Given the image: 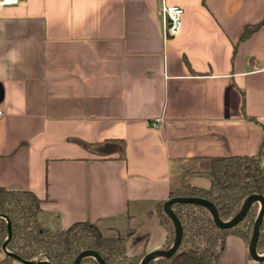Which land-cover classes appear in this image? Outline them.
I'll return each mask as SVG.
<instances>
[{"label":"crops","instance_id":"0c3cea01","mask_svg":"<svg viewBox=\"0 0 264 264\" xmlns=\"http://www.w3.org/2000/svg\"><path fill=\"white\" fill-rule=\"evenodd\" d=\"M169 3L184 9L176 36L162 0L0 7V186L34 193L44 227L164 249L157 205L185 177L209 186L212 158L259 152L264 26L241 36L264 0ZM248 254L229 237L220 264H256Z\"/></svg>","mask_w":264,"mask_h":264},{"label":"trees","instance_id":"16d2710c","mask_svg":"<svg viewBox=\"0 0 264 264\" xmlns=\"http://www.w3.org/2000/svg\"><path fill=\"white\" fill-rule=\"evenodd\" d=\"M262 26L264 18L246 26L241 40H245ZM119 144L125 150V143L121 141ZM263 151L264 140L256 155L212 158L209 169L198 172L208 178V187L193 185L185 177L182 185L169 195V199L184 197L208 200L216 207L220 219L223 222L229 221L248 196L259 194L264 197V164L261 160ZM165 202L157 205V215L166 232L163 248L168 250L174 242L175 228L163 211ZM260 208L259 202L253 203L238 225L231 229H220L206 208L195 204L174 205L172 209L183 228L181 245L172 257L150 264H220L229 237H238L249 246ZM39 211L40 200L34 193L0 186V249L8 238L9 222L12 232L6 249L19 258L17 260L4 253L0 264H12L14 261L20 264H23L21 261L74 264L83 251L98 253L106 264H140L146 255H129L127 238L106 237L92 224L76 223L64 230L52 231L40 223ZM256 251L258 255H264V217ZM80 264L99 263L94 258L87 257Z\"/></svg>","mask_w":264,"mask_h":264},{"label":"water","instance_id":"95a60500","mask_svg":"<svg viewBox=\"0 0 264 264\" xmlns=\"http://www.w3.org/2000/svg\"><path fill=\"white\" fill-rule=\"evenodd\" d=\"M255 202H259L261 205V208H260L258 217H257L255 224H254V231H253V235H252L250 244L248 246V250H249V254L253 260H255L259 263H263L264 262V255L260 256L257 254L256 244H257V240L259 237L260 226L262 224L263 217H264V197L262 195L255 194V195L248 196L244 200V202H243L241 208L238 210V212L227 222H223L220 219L216 207L214 206V204H212L208 200H205L202 198H184V197H173V198L167 200L164 203L163 211L168 216V218L170 219V221L172 222V224L175 228V237H174L173 245L168 250L160 249V250H155L153 252L146 254L142 258L140 264H150L151 262H154V261L159 260V259L170 258L179 249L181 242H182V237H183V228H182L181 222L179 221L178 217L176 216V214L174 213V211L172 209L174 205H177V204H195V205L202 206L210 212L212 219H213L216 226H218L220 229H231V228L235 227L236 225H238L244 219V217L246 216L250 207ZM8 231H9L8 238L4 242V244L2 245V250L4 251L5 254H8V255L16 258L17 260H19V258L17 256L9 253L6 249L7 242L9 241V239L11 237V232H12L9 222H8ZM87 257L94 258L99 264H106V262L100 257V255L96 252H93V251H83L76 258L74 264H80L81 261ZM21 263H23V264H50V262H48V261H46V262L21 261Z\"/></svg>","mask_w":264,"mask_h":264},{"label":"built area","instance_id":"2783aa9c","mask_svg":"<svg viewBox=\"0 0 264 264\" xmlns=\"http://www.w3.org/2000/svg\"><path fill=\"white\" fill-rule=\"evenodd\" d=\"M20 0H0V7L15 6ZM162 14L166 24V33L170 36H176L181 31L182 17L184 9L171 5L169 0H162ZM1 115V112H0Z\"/></svg>","mask_w":264,"mask_h":264},{"label":"rangeland","instance_id":"374dc122","mask_svg":"<svg viewBox=\"0 0 264 264\" xmlns=\"http://www.w3.org/2000/svg\"><path fill=\"white\" fill-rule=\"evenodd\" d=\"M118 146H120V145H118ZM198 186H202V185H198ZM163 230H164V228H163ZM126 245H127V247H133V246L136 247L135 250H133V251L132 250L130 251L129 249H127L128 254L131 255V256H136V255H140L141 253H145V251L143 252V249H141L142 246H143V243L142 242H136L134 236H133V238L131 240H128V238L126 239ZM248 257H249L248 258L249 262L252 261V262H254L256 264H261V263L255 261V260H253L251 258V256H250V254H248ZM12 264H20V263L18 261H14Z\"/></svg>","mask_w":264,"mask_h":264},{"label":"clouds","instance_id":"9594fccd","mask_svg":"<svg viewBox=\"0 0 264 264\" xmlns=\"http://www.w3.org/2000/svg\"><path fill=\"white\" fill-rule=\"evenodd\" d=\"M11 55V58H12V61H13V63H15L16 62V59H17V57L15 56V54L13 53V54H10Z\"/></svg>","mask_w":264,"mask_h":264}]
</instances>
